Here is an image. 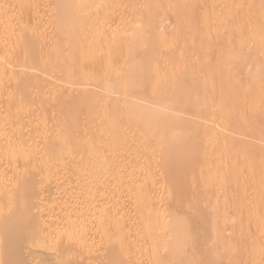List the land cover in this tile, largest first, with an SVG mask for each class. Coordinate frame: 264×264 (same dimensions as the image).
I'll list each match as a JSON object with an SVG mask.
<instances>
[{"label": "bare ground", "instance_id": "bare-ground-1", "mask_svg": "<svg viewBox=\"0 0 264 264\" xmlns=\"http://www.w3.org/2000/svg\"><path fill=\"white\" fill-rule=\"evenodd\" d=\"M54 1L56 2L55 9L58 13L54 23V27L57 32V36H56L57 38L56 40H53L55 41L54 46L50 47L49 46L50 43L47 44L48 42L47 43H45L46 41L43 42L45 39L47 40L48 37L45 38L41 36L40 38V36L39 37L35 36L36 32L40 28L39 25L43 23L42 19L44 18L43 17L44 14H41L44 12L41 11L39 8L41 0H0V161H1L0 166H2L3 169L4 168L11 169L12 173L15 171L12 174L13 175L12 178L10 176L11 179L9 178L10 179L9 180L7 179L8 177L6 176L7 173H5V171L0 168V264H171V261L174 262L177 260L178 262L176 263L178 264H186L188 261L185 258L181 259V256L183 254L185 255L190 254L189 253L190 251L188 252V249L186 248V246H188L189 244H191L192 247L195 250H197L200 245L205 244L203 243V240L208 241L209 239H211L213 241H218V240L221 241L220 243H222V245L224 246L226 243L225 240H227V234L229 233L228 232L229 228L228 226H226L227 228L219 227L221 224V223L219 224L220 216L218 217L217 216L218 214H215L216 211L213 212L214 214L212 215V218L207 217L204 213H200V217L198 216L199 220L198 217L194 216V218L191 221L190 220L188 221L184 219V216L182 214V212L184 211L182 212L180 211L182 207L172 206L173 202H171L172 199L171 193L175 190V188L180 186L179 185L180 182L183 183V181H185L184 180L186 174L185 169L191 168V171H193V174H195V178L198 179L200 178L202 180V183H207L208 186H210V189H207L204 192H200V193L198 192V199L201 200V202L203 200L204 201L206 200L205 201L206 203L207 201L211 200L212 203L211 211H213L217 203H220L221 201L224 203L225 207H228V213L230 215H235L236 213L238 214L239 210L244 209L242 205H240L238 202L241 201V198L242 197L244 198L248 193H244L246 194L244 196L243 194H240L239 197L237 195H234V193H237L239 190L238 188L240 185H238L237 188V184L239 180L237 178L235 180L232 179L234 182L228 181L229 178L231 177L230 171L232 170V168H230L229 165L234 161L236 157H239L242 160V156L249 155L250 154L249 151L251 152L252 149L247 144H244V142L237 140L236 138H233L228 134L230 132L233 131L237 132L239 130L238 128H235L232 121L233 119L232 116L235 113L234 111L237 104L242 101V100L239 101V99L235 98L236 94L233 93L234 92L233 91L234 82L232 81L233 78L230 76L232 79H230L226 88H223L222 86H220V84L219 85H215V83L205 84L204 82V84L207 87L205 89L209 88L210 91L206 99H204V97L202 96V100L201 99L199 100L198 98V96L200 95L199 94L197 96L194 95L195 97H197L196 101H194L190 98L192 94L188 96L183 93L184 95L183 100L181 101H179V99L174 100L176 101L178 106L179 104L183 105L185 109L190 106L193 108V111L195 112L199 110V113H200V107L202 106L203 103L208 104L209 102V104H211L217 100L221 101V105H223L222 102L226 103V105H228L229 107L227 111L223 114V117L230 118L228 119V122L231 121L232 124H230L231 126L228 124H227L228 126L225 125V128L224 129L222 128L221 131L218 130L215 131L214 129H212V126L208 124H202L197 121L196 122L191 121L192 119L186 120L184 118H180V117L178 118L177 117L178 115L175 116V114L176 113L183 114L184 109H180L176 105H174L175 107H173L172 102L170 100H166L161 97H156L157 95L153 96L150 99L145 98L146 100L145 99L141 100V98L136 99V97L132 98L134 97L132 96L131 98L134 100L131 101H128L130 99H126V98H124L126 100L119 99L120 96L121 97L123 96L120 95L118 98L119 100L117 98H114L116 99V104L115 102L113 104L111 102L112 98H110L111 96H108V94H112L110 92L115 91V88L117 89L119 88V86L121 87V85H119L118 87H114L113 85L114 83H112V81L110 82L111 79L105 82L103 85V78L108 79L106 74L108 75L110 71L112 72L114 70H118L119 68H121L123 66L122 58L123 56H125V52L128 50L126 54H129L135 48L134 46L138 44V46H136L137 48L140 46V44L142 45V43L145 41L144 39H146L147 41V39L149 38L147 43L149 45L148 60H150L148 61L149 63H146L147 62L146 61L145 64L148 65L150 64V62L153 61L152 59H154V56H156V53L158 51L157 46L163 39L160 37V34H158L159 31L157 25L154 24V22H152L153 17L151 16L152 18L150 17L148 19L150 23H148L147 26H143V27L141 26V28H139L137 25L135 26V24H137L138 21H130L135 17L131 14H128V12H126L127 14H124V12L121 14L116 13V15L109 13L110 12L109 10L111 9L110 7L111 2L109 0H54ZM242 1L238 0V2L241 3L244 8V4L242 3ZM249 1H251V4L253 3V6L257 2L256 4L258 6L257 5L255 6H257V8L261 7L259 5L260 0L259 1L255 0L256 2L254 0H249ZM261 2L262 4L264 3L263 0H261ZM239 3L237 4L234 3L232 6V10L231 11L229 10L230 14L232 12L238 13V15L236 14L235 16L236 18L234 16H227L225 19L223 18L222 20H224V22L222 27L220 26L216 30L213 40H211V43L207 45L212 46L214 48L215 53L218 54L219 58L216 61V63L218 64L222 65L225 63V61L238 60L241 59V57L243 56L245 57L244 64H248L247 65L248 68H249V64L251 65L254 64L258 67V64L256 63L257 53L256 54L253 53L254 49L248 46L249 43H247L248 42L247 40L250 39H251L250 41L253 42L252 39H254V37L252 35L251 37L247 36L246 33L245 36L247 37L245 39V37L242 36L244 34L243 33L244 30L241 27L243 26H237L239 24L236 23V21L238 20L237 17L239 18L241 15L240 12L241 13L244 12V11L242 12L243 10L241 8L242 5H240ZM42 4L43 3H41V5ZM137 7H139V5ZM94 9L98 11V14L97 12H95L94 14H90L88 12ZM86 13H88L87 15L90 18L84 16L86 15ZM242 16H244V14ZM244 17H240V18L243 19ZM84 18H88L85 19L87 20L86 22L83 20ZM245 22H247V20ZM263 25L264 24H262V26ZM262 30H264V27L261 29V33L263 32ZM81 33L83 35H81ZM129 33L131 34L133 33V35L130 37ZM205 34L207 35V33ZM87 35L89 36L88 39L80 42L81 38H86ZM128 35L129 38H127ZM255 35H257L256 37H258L259 34L256 33ZM234 36L236 37L238 36L240 41L237 43V45H235V47L233 46V48L227 47L225 44H227L230 41V38ZM200 37L201 36H199V39ZM242 38L244 39L243 41ZM258 38H255L254 40H259ZM46 44L48 45V47ZM27 46L29 48H26ZM250 48H252V50ZM27 49L31 50L32 52L30 51L29 54ZM80 49L83 52L82 53L83 57H81L83 61V65L82 67H80V72H79L80 74L78 72L75 73L74 71H72L73 68L72 69L68 68L69 70L66 69L68 71L67 74V78L69 77L68 79L70 78L72 79V77H74L75 74L80 75V78L78 77V79L76 78L77 80L75 79L76 80V82L74 83L75 85L72 83V81L74 80H71V82L69 80L70 84L72 83L71 86L74 88L73 91L66 90L64 92H60L61 94L58 93V95L60 94L59 97H57L58 95L57 96L54 95L53 97L58 98V101L56 100L57 102H59L58 106L56 107L53 106V108L50 107L52 109V113L50 114V116L48 115L47 117L44 118L42 117V119L44 120L47 119L49 123L52 120L51 126H55L53 125V123H55L56 120L61 122V123L58 122V125L62 128V130L59 129V131L56 130L53 132L52 130L50 131L51 129L49 126L50 124L49 125L40 124V127L37 126L38 131L37 129L36 131L40 133L39 137H41L43 143H41L40 140L38 141L39 138L38 139L35 138L33 142L31 141L32 143L28 144L25 141L27 139V138L25 139L26 133L24 134V132L21 131L22 130L21 128H20L21 130L16 129L17 126L16 127L13 126L14 128L11 129L9 128L11 123H15L13 122V120L18 118L19 110L22 111V107L24 108L23 102L25 101L22 100L23 102H21V99L19 102L16 101V103L14 101V99L17 100V97L15 96L17 94L20 95L19 91H17L16 88L21 86L22 87L24 86V88H26L27 86L28 87L29 86L35 87L36 85L40 86L42 84L41 82H44V80L42 81L40 79H35L36 76L34 77V79L30 77L31 74L28 75L27 72L25 73L23 71V69L26 70L28 69L24 64L26 63L30 65V68H32V70L34 69L38 70L44 67L47 68L51 66V64L53 65L52 61L46 60L48 59V57L45 59L46 57L45 55H44L45 57L43 55L40 56L42 52L38 56V53H36L37 50L43 51L44 54H46L47 50L49 51L54 50L57 52V57L58 56L60 57V55H63L65 53H66L65 56L67 54L69 55L70 53L73 54V52L78 53L76 50L81 51ZM224 55L227 56V59L223 58ZM134 62L133 65L130 64V66H132V70H130L132 71L131 72L132 76L128 74L129 79L125 80V81H129L128 83L130 86L124 85V87H127V89L129 90H134L136 88L135 76L137 75L138 72L141 71V68L143 67V65L141 64L142 61L140 62L139 60ZM263 65L264 64L260 66ZM147 70L148 69H146L145 71ZM29 71H31V69H29ZM248 71H250V69ZM55 73L57 74V72ZM62 73L65 72L63 71ZM127 73H129V71H127ZM239 73L242 74L241 72ZM63 77H66V74L65 76H62V78ZM230 77L228 76V79ZM41 78L43 77L41 76ZM52 81H56V80L53 79ZM210 81H213V79ZM214 81L217 82V80ZM93 82H97V83L102 82L99 83L101 85H97L98 86L97 88H99L100 91L92 92L90 90V87L91 88L94 87L95 83ZM73 85L76 86V88ZM119 90L120 89H118L117 94L120 92ZM16 91L18 92L17 94H15ZM24 92H22L21 95ZM129 92L131 94V91ZM129 92L127 93L129 94ZM124 93H126V91ZM10 94H12L13 96ZM41 94L42 93H40V95ZM46 95L44 99L47 97ZM126 95L127 94H125L124 96L126 97ZM171 95H173V93ZM249 95H251V93L247 94V96H245L244 98H249ZM31 96L32 95H30V98ZM9 97L11 98L9 99ZM12 97H14V99ZM33 98H35V96L34 97L32 96L31 100H33ZM127 98L129 97L127 96ZM10 100H12L11 102L13 104L9 103ZM108 100L109 102H111L110 103L111 105L107 103ZM52 101L56 103L54 99ZM48 103L49 104L51 103L49 102V99H48ZM9 104H11L12 106H10V108L8 107L6 111H3L5 110L4 108H7ZM258 104L256 106H258ZM51 109H49L48 107L49 111L48 110L46 111L50 112ZM96 109L99 110L100 112H102L101 110L103 111L109 110V112H111L112 110V113L110 114L108 112L110 116H107L106 115L107 112L105 111L106 112L105 115L107 117L103 116L101 118L100 116V118L97 119L94 117L96 116L95 114ZM211 109L212 108H210L207 111V113L210 116V119L215 117V113L211 111ZM29 111L31 112V110ZM81 112H83L87 117L89 118L93 117L95 119H88V121L85 120L83 122H80L78 121L81 120L80 118L77 119L78 121L77 122L75 118H72L73 116L76 115L78 116L79 115L78 113L81 114ZM121 112L123 114H121ZM83 113L82 115H84ZM40 114L42 116V113ZM85 115L83 117V120L85 118ZM36 116L37 115H35V117ZM38 118L40 119L41 117L39 116L37 117V119ZM70 118H72L73 123L69 125L70 122L68 123L65 121L69 120ZM227 118H223V119L226 120ZM74 120L75 122H77L76 129L74 128L76 127L74 126L75 124ZM34 121L35 123H37L36 118ZM226 122L227 121H225L224 124ZM62 123L64 124L66 123L65 128L62 127L63 126ZM210 124H214V123L211 122ZM19 125L18 127H20ZM123 125L125 126V128L126 127L128 128L130 126L131 128H134L136 131L134 130L132 131L134 134L131 133L128 135L127 133H125L126 131L122 132L121 129H123ZM25 129L27 130V128ZM39 129L41 131H39ZM29 131L31 130L29 129ZM108 134L111 135L109 136ZM130 136L133 139H131ZM198 137L206 138L204 147L201 149L202 151L205 152V154L201 158L200 157L197 158V156H195L194 152L196 153V150L192 146L193 143L192 141L194 139L197 140ZM136 138L138 141L134 142V139ZM80 150H83L84 153L82 154L86 155L87 157V158H83L84 162L83 161L79 162L81 163L82 166L81 170L85 169L84 175L82 174L84 180L81 178L82 181H80L81 184L78 187L79 189L76 190V193H74L75 192L74 191L73 192L74 194L72 196L71 194L70 197L68 198L66 196L64 197L63 194H61L63 197L54 196L55 197L53 198V200H55V203H53L54 207L52 206L53 210L51 209L49 211L46 208V206L42 205L40 201V197L42 196L41 194L43 193L44 190V189L42 190V188H39V183L37 181L39 180L38 175L40 174V172L32 173V170L30 169L27 170L26 168L24 169V171L26 170L27 173H24L23 175L24 171L22 172V167L23 166L33 167V165H35L34 157H32L33 153H36V155L37 154L43 155V161L37 163L36 165L38 164L41 165L40 163H42L43 167L44 166L49 167V165L50 166L54 164H55L54 166L59 165L58 164L59 161H61L60 163H63L65 161L63 158L66 155L69 156L68 154ZM110 150L113 152L110 153V155H108L109 153H105L106 151L109 152ZM152 151L158 152L156 157L151 154ZM253 152L254 151L252 149V153ZM149 154H151L152 156H150ZM240 155L242 156L240 157ZM244 156L243 158H245ZM262 156L257 155L258 158ZM143 157H147V161L145 159H144L145 161H142ZM255 157L252 156L251 158H249L248 161L247 159H245L244 162L245 163L247 162L246 164H248L249 162L248 167L253 166L256 170L257 169L259 170L262 167L261 165L264 164V158L258 159L257 157L256 158ZM212 158L224 162L223 166H221L220 169L217 167L218 168L217 170L216 169L213 170V168L208 166ZM62 160L64 161L62 162ZM214 162H216V160ZM241 164L242 165L244 164L243 160L240 163L239 169L238 170L235 169L238 171L237 173H239L240 170H242L240 169ZM36 165L34 166L33 169L36 170L37 168V170H40L42 166H40L38 169L39 165L38 166ZM215 165L216 163H214V167ZM220 165L222 164H219V166ZM19 166H21L20 172H18L20 168ZM243 166L245 170L248 169L247 165L244 164ZM245 166L247 168H245ZM251 169L252 168H250V170ZM43 170L45 173L43 172ZM43 170L42 173L46 174L47 171L45 170V168ZM218 170L221 171L223 176L221 177L217 176V173H219ZM28 171L31 172L28 173ZM134 172L136 173L140 172L139 175H136L139 177L134 178L135 175L132 176ZM255 172H256L255 174H257V171ZM252 173L254 174V172ZM239 174L241 175V173ZM250 175L254 176L251 174V172ZM159 176L164 177L166 180V184L165 185L163 184L162 187H159L158 185L155 184V181ZM255 181L254 183L256 184L257 181L256 182ZM261 181L263 182L262 179ZM64 182H65V178H64ZM216 182H222L223 185L221 184L222 185L221 187L215 188L214 183ZM254 183L252 182V184L250 183V185H253ZM246 184L247 183L245 184L243 183L244 186ZM243 192H245V190ZM254 192L257 193V190L253 191V193ZM205 194H207L208 197L206 196V198H203ZM262 194H264V191L261 192V194H257V197H260ZM184 195L188 196V194L186 193ZM182 197H178V198L181 199ZM184 198H186V196L183 197L182 200ZM255 200L256 198L254 199V201ZM255 203L258 204L257 201H255ZM229 207H231V209H229ZM184 208L187 209V211L189 212L191 210L197 211L200 209V207L197 205H195V207L194 205L193 207L184 206ZM245 211L247 212L248 210ZM245 211L240 212V214L245 213ZM249 211L251 213V210ZM260 211L262 210L260 209ZM186 215H188V213H186ZM224 215L226 217V213ZM244 218L242 217V219ZM224 224L226 225L227 222L225 221ZM247 224H249L248 221ZM239 229H243V227ZM202 230H204V233H201ZM240 233L242 234L241 231ZM253 250L255 252V249ZM253 250H252V255H253ZM223 251H221L220 255H222ZM256 251L258 250L256 249ZM216 252H218L217 249ZM252 255L250 256L252 257ZM263 257L264 255L262 256V258ZM247 258H249L248 255ZM262 260L260 262H262Z\"/></svg>", "mask_w": 264, "mask_h": 264}, {"label": "rangeland", "instance_id": "rangeland-1", "mask_svg": "<svg viewBox=\"0 0 264 264\" xmlns=\"http://www.w3.org/2000/svg\"><path fill=\"white\" fill-rule=\"evenodd\" d=\"M109 1L111 2V6H110L111 9L109 8L110 9L109 10L110 11L109 13H112L113 15H116V13L121 14V13L124 12V14H127L126 12H128V14H131V15H133L135 17L134 19H131L130 21H138V23L135 24V26L137 25L139 28H141V26L142 27L143 26H147V24L150 23V21L148 19L152 16L153 17L152 22H154V24L157 25V28H158V31H159L158 34H160V37L163 38L161 42L164 41L163 43L160 42L158 44V46H159V47L157 46L158 51L156 53V56H154V59H152L153 61L150 62V64H148V65L145 64L146 61H147L146 63H149L148 61H150V60H148V54H149L148 53V49H149L148 47H149V45L147 43V41L149 39L148 38L147 41H146V39H144L145 41L142 43V45L140 44V46L137 47V48H136V46H138V44L137 45L135 44L136 45V46H134L135 48L133 49V51L129 50V51H131L129 54H126L127 51H128L127 50L125 52V56L122 55L123 58H124V60L122 58V62H123L122 64H123V66L121 68H119L118 70H114L112 72L110 71L109 73H111V74H109V73H108V75L106 74V76H107L108 79L103 78V85H104L105 82H107L110 79H111L110 82L112 81V83H114L113 84L114 87H118L119 85H121V87L119 86V88H117V89L115 88V91L116 92L113 91V92H110L112 94H108V96H111L110 98H112V100H114V101H112L110 99L113 104H114V102L116 104V99H114V98H117L118 99L120 95H123V96L122 97L120 96L119 99H121V100L130 99L128 101L134 100L132 98H135V97H136V99H138V98L140 99L141 98V100L142 99L144 100L145 98L150 99L153 96H156L157 95L156 97H161V98H164L166 100H170L172 102V106L173 107H175L174 105H176L178 108L184 109V113L183 114H179V113H176L175 114L174 113L175 116L178 115L177 116L178 118L180 117V118H184L186 120H191L192 119L191 121H194V122L197 121L199 123L208 124V125L212 126V129H214L215 131H217V130L218 131H221L222 128L223 129L225 128V125L228 126V125L232 124L230 120H229L230 122H228V119H230V118L223 117V114L227 111V109L229 107L228 105H226V103L222 102L224 106L221 105V101L220 100H217L219 102V104H218L217 101H215L214 103H211L210 102L211 104H209V102H208V104L207 103H203L202 106L200 107V113H199V110L195 112V111H193V108L190 107V106L187 107L186 109L183 107V105H180L179 104V106H178V104L174 100H178V99H179V101L183 100L184 99L183 93L186 94V95H188V96H190L192 94L190 98L192 100H194V101H196V99H197V97H195V96H197L199 94H200L198 96L199 100L200 99L202 100V96L204 97V99H206L208 97L209 92H210L209 91V88L208 89H205V88H207L206 85H205L206 83L207 84L215 83V85H219L220 84V86H222L223 88H226L228 82L230 81V79L233 78L232 79V81L234 82L233 83V89H234L233 90L234 91L233 93L236 94L235 98L239 99V101H241V100L242 101L237 104V106L235 108V111H234L235 113L232 116L233 117V119H232L233 124H234L235 128H238L239 130L237 129L238 130L237 132L233 131V132H230L228 134L231 137L236 138L237 140H240V141L244 142V144H247L250 148L253 149V151H254L253 153H252V149H251V152L249 151L250 154L247 155L248 158H247V156H244V155L243 156L245 158H243V156L240 155V157L242 156L243 163L245 165H247V167H248L249 162H248V164H246L247 162L246 163L244 162L245 159H247V161H248L249 158H251L252 156L253 157H255V156L257 157V155L258 156L264 155V103H263L264 102V100H263L264 99V65L263 66H260V65L264 64V40H263L264 39V30H262L263 32L261 33V29L264 27V25L262 26V24H264L263 23V20H264L263 19L264 18V10H263L264 9V6H263V4L264 3L262 4L261 0L260 1L259 0H256V1H259L260 2L259 5L261 7H258V8H257L258 5L256 4L257 2L255 0L254 1L256 3L254 4V6H253V3L251 4V1H249V0H243V1L240 0L244 4V8H243V5L238 2V0H233V1L232 0H217V2H216V0L215 1L214 0H167L168 2L166 0H160V1L159 0H113V1L112 0H109ZM223 1H224V3H223ZM254 1H252V2H254ZM263 2H264V0H263ZM41 3H43V4L41 5ZM41 3L39 5V8H40L41 11L44 12V13H41L40 12L41 14H44V16H43L44 17L43 18L44 21L42 19V22L43 23L41 25H39V27H40L39 29L40 30L38 29L39 32L37 31L35 36H38V37L40 36V38H41V36L42 37H45V38L48 37L47 40L45 39L43 42L46 41L45 43L48 42L47 44L50 43L51 45L49 44V46L50 47L51 46L53 47L54 46V43H55V41H53V40H56V38H57L56 37L57 36V32H56L55 27H54L55 19H56L57 14H58L57 11H56V9H55L56 8V2L54 0H48V1L47 0H43V1L41 0ZM234 3H236V4L239 3L240 5H242V7L241 6L240 7L243 9L242 12L244 11L243 13L240 12L241 15L240 14L239 15H240V17H244V16L245 17L243 19H241L240 17L239 18L237 17L238 20L236 21V23L239 24V25L235 24L237 26H243L241 28L245 32L243 31L244 34L242 36H244L245 39H246L247 36H250L251 37V35L254 37V39L259 37L258 38L259 40L252 39L254 43L252 41H250L251 39L250 40H247L248 41L247 43H249V45L246 44V45H248V46H250V47H252L254 49L253 50V53H255V54L257 53L256 54V56H257L256 63L258 64V67L256 65H254V64H252V65L249 64V68H248V66H247L248 64H244V62H245V59L244 58L245 57H243V56L241 57V59H238V60L225 61V63L222 64V65L221 64H218V63H216L217 59L219 58L218 57V54L215 53L214 48L212 46L207 45V44H210L211 43V40H213V37H214V34H215L216 30L220 26L222 27L223 22H224V20H222L223 18L225 19L227 16H234L235 17L236 14L238 15V13H233V12L231 14L229 13L232 10V6H233ZM138 5H139V7H137ZM255 5H257V6H255ZM44 8H46V9H44ZM158 9H159V11H158ZM218 9H219V11H218ZM203 10L206 11V12H204ZM224 10H225V12H224ZM259 10H260V12H259ZM88 12L90 14H94L95 12H97V14H98V11H96L95 9L94 10H91V11H88ZM53 14H55V15H53ZM87 14L88 13H86V15H84V16L89 17ZM202 14H203V16H202ZM233 14H235V15H233ZM243 14H244V16H242ZM234 17H232V18H234ZM85 19H88V18H84L83 19L86 22L87 20H85ZM220 20H221V22H220ZM234 20H236V19H234ZM246 20H247V22H245ZM218 22H220V23H218ZM205 23H207V24H205ZM248 30L250 31V33H253V34H250ZM257 30H259V31H257ZM246 31H248V32H246ZM212 32H214V33H212ZM82 33H84V32H82ZM82 33H81V35H83ZM205 33H207V35ZM246 33H247V36H245ZM256 33L259 34L260 36L258 35V37H256L257 36V35H255ZM203 34H205V35H203ZM129 35L131 37L133 35V33L132 34L129 33ZM129 35H128L127 38H129ZM162 35L164 37H166V38H164ZM199 36H201L200 39H199ZM88 37L89 36L87 35L86 38H81V41L80 42L87 40ZM171 37H172V39H171ZM184 38H185V40H184ZM243 40L244 39L242 38V41ZM168 41H171V42H168ZM239 41H240V39L238 38V36L237 37L234 36V37L230 38V41L227 44H225V45L227 47H232L233 48V46L235 47V45H237V43ZM258 41H260V42H258ZM261 41H263V42H261ZM199 42H200V44H199ZM207 42H209V43H207ZM245 43H246V40H245ZM251 43H252V45H251ZM259 43H261V44H259ZM80 45H81V43H80ZM47 47H48V45H47ZM26 48H29V47L27 46ZM252 48H250V49L252 50ZM27 50H28V52L30 54V51L31 50H29V49H27ZM210 50H212L213 52L210 51ZM37 51H36V53H38V56L42 52L40 56H42V55L44 56L45 55L46 56V57L44 56L45 59L48 57V59H46V60L52 61L53 62V65L51 64L52 67L49 66L47 68H45V67L44 68H41L43 70L42 71L41 69H38V70L37 69H34V70H32V68H30V65H28L26 63L24 64L26 66V68H28V69L27 70L26 69H23V71L25 73L27 72L28 75L31 74L30 77H32L33 79L36 76L35 79H40L42 81L44 80V82H41L42 83L41 85L43 87L41 85L40 86L39 85H36L37 87L36 86L35 87L34 86H29L30 87L29 88L27 86L26 88H24V86L23 87L21 86V87L16 88V90L19 91L20 95H18L17 94L18 92L16 91L15 94H17L18 96L16 95L15 97H17V100L14 99V97H12V98L14 99L15 103H16V101L19 102L20 99H21V102H23V101L26 102V105H25V102H23L24 103V108L22 107V111H24L25 113L22 112L21 110H19V116H18V118H16L15 120H13V122H15V123H11L10 124V127H9L11 129V128H14L16 126L18 127V125L20 124L19 125L20 127H18V128L16 127V129H18V130H21L22 129L21 131L24 132V134L26 133L25 139L27 138L29 140L26 139L25 141L28 144L32 143L33 140H35V138H37V139L39 138L38 141L40 140V142L43 143L41 137H39L40 133L37 132L38 131L37 126L40 127V124L41 125H45V124L49 125L50 124L49 125L50 128H51L50 131L52 130L53 132L56 131V130L59 131V129L62 130V128L58 125V122L59 121L56 120L57 122L55 121V123H53V125H55V126H51L52 120L49 123L47 119H45L46 120L45 121L44 119H42V117L44 118V117H47L48 115L50 116V114L52 113V109L51 108H53V106L54 107L58 106L59 102H57L58 101V98L57 97H59V95L61 94L60 92H64L66 90L67 91L68 90L69 91H73L74 88L71 85H72V83L74 84L76 82V80L78 79V77L80 78V75H79L80 74L79 73L80 72V67H82V65H83V61H82V58H81V57H83L82 50L81 51L76 50L78 53H76V52H73V54L70 53L69 54L70 56L68 54H67L68 56L67 55L65 56V54H66L65 53L63 55H60V57L59 56L57 57V52L54 51V50H51V51L47 50L46 51V54H44L43 51H41V50H37ZM248 51H250V50H248ZM209 53H210V55H209ZM53 57H54V59H53ZM223 58L224 59H227V56L224 55ZM139 60H140V62L142 61L141 64L143 65V67L141 68V71L140 72H138V73L136 72L137 75L135 74L136 75L135 77H136V88L137 89L135 88L134 90H129V89H127V87H124V85L125 86H130L129 83H128L129 81H125V80H128L129 79V75L132 74L131 73L132 71H130V70H132V66H130V64L133 65L135 63L134 61H139ZM46 62H48V61H46ZM128 63H129V66H128ZM211 63H212V65H211ZM239 63H241V64H239ZM141 64H140V67H141ZM53 66H54V68H53ZM148 66H150V67H148ZM244 66H245V68H244ZM251 66H252V68L255 67V66L256 67L252 69ZM144 67H145V69H144ZM68 68L69 69H72L73 68L74 70L72 69V71H74L75 73L78 72L79 74H75V76L72 77V79L71 78L68 79L69 78V77L67 78L68 71L66 70ZM216 68H218V69H216ZM29 69H31V71H29ZM142 69H144V70H142ZM146 69H148V70L145 71ZM244 69L245 70L247 69L246 72H245ZM249 69H250L251 72L248 71ZM62 70L65 73H62L63 72ZM81 71H82V69H81ZM127 71H129V73H127ZM230 71H232V72H230ZM41 72H42V74H41ZM48 72H49V74H48ZM55 72H57V74ZM239 72H241L242 74H240ZM45 73H47V74H45ZM65 74H66V77H63L62 78V76H65ZM212 74L213 75L215 74L214 77H213ZM38 76H39V78H38ZM41 76L43 78H41ZM228 76L229 77L231 76L232 78L230 77L228 79ZM244 76H246V77H244ZM114 77H115V79H114ZM250 77H252V78H250ZM53 79L56 80L58 83L56 81H52ZM212 79H213V81H210ZM246 79H247V81H246ZM259 79H261V80H259ZM69 80H70V82H71V80H74V81H72V83L70 84ZM214 80H217V82L214 81ZM208 81H209V83H208ZM204 82H205V84H204ZM43 83H45V84H43ZM93 83L96 84L97 82H93ZM99 83H102V82H98L96 84V86L94 84V87L93 86H92L93 88L90 87V90L92 92L93 91H95V92L100 91L99 88H97L98 87L97 85H101ZM241 83H242V85H241ZM244 83H245V85H244ZM56 85H58V86H56ZM69 87H71V88H69ZM74 87L76 88V86H74ZM22 88H23V90L25 92L22 90ZM122 88H125V89H122ZM118 89H120L119 90L120 92L117 94ZM125 91H126V93H124ZM129 91H131V94H130ZM204 91H207V92H204ZM22 92H24L22 94L23 96L21 95ZM45 92L47 93V95H46ZM127 92H129V94ZM40 93H42V94L40 95ZM58 93H60V94L58 95ZM172 93H173V95H171ZM249 93H251V95H249V98H244ZM125 94H127L126 97L124 96ZM10 95H12V94H10ZM30 95H32L33 97L35 96V98H33V100H31L32 99V96L30 98ZM45 95L48 97V98L47 97L45 98L46 100L44 99ZM54 95L55 96L58 95V96L57 97H53ZM26 96H28V97H26ZM36 96H38V97H36ZM127 96L129 98H127ZM132 96H134V97H132ZM147 96H149V97H147ZM240 96H242V97H240ZM10 98L11 97H9V99ZM124 98H126V99H124ZM48 99H49V102H51L50 104L48 103ZM53 99L55 100L56 103H54L52 101ZM172 99H173V101H172ZM246 99H248V100H246ZM44 100L47 101V102H45ZM11 101L12 100H10L9 103L13 104ZM111 102H109V100L107 101L108 104H110ZM11 104H9L7 106V108H4L5 110H3V111H6L8 109V107L10 108V106H12ZM257 104H258V106H256ZM211 105H212V107H211ZM27 106H28V108H27ZM48 107H49V109H51L50 112H47L46 111V110H48ZM210 108H212L211 111H213L215 113V117H213L211 119H210L209 114L207 113V111ZM29 110H31V112ZM247 110H248V112H247ZM26 111H27V114H26ZM101 111L102 112H100L99 110L96 109V111H95L96 113L95 114H96L97 117L96 116H94V117L97 118V119H99L100 116H101V118L103 116L107 117V116H110L109 113L110 114L112 113V110H111V112H109V110H107V111L106 110H104V111L101 110ZM105 111L107 112V114H106ZM249 111H251V112H249ZM20 112H21V115H20ZM97 112H99V113H97ZM202 112H203V114H202ZM40 113H42V116H41ZM44 113H46V114H44ZM82 113L83 112H81V114L78 113L79 114L78 116L76 115L78 118L76 116H73L72 118H75L76 121H77V119H80L81 118V120H78L80 122H83L85 120L88 121V119H95L93 117L89 118V117H87L83 113L85 115V118H87V119L84 118V120H83L84 115H82ZM121 114H123V113L121 112ZM35 115H37V116L35 117ZM39 116L41 118L40 119L39 118L37 119V117H39ZM35 118L37 120L36 121L37 123H35V121H34ZM72 118H70L69 120H66L65 122H68V123L70 122L69 125L72 124L73 123ZM223 118H227V119L225 120ZM194 119H197V120H194ZM40 120L41 121L43 120V121L41 122ZM75 120H74V123H75L74 126H76V124L78 122V121L75 122ZM225 121H227V122L224 124ZM211 122H213L214 124H210ZM242 122H244L246 124H244ZM31 123L34 124V125H32ZM59 123H61V122H59ZM62 124H63L62 127L65 128L66 123L65 124L62 123ZM222 124H224V125H222ZM25 125H27L28 127L25 126ZM23 127L27 128V130L25 128H23ZM121 127H122V125H121ZM129 127L128 128L127 127L125 128V126L123 125V129L124 130L121 129L122 132L123 131H126L125 133H127L128 135L131 134V133H133L132 131H134L135 129L134 128H131V127L129 128ZM74 128L76 129L77 126L74 127ZM29 129L31 131H29ZM36 129H37V131H36ZM39 131H41V130L39 129ZM108 135L110 136L111 134H108ZM130 138H131V136H130ZM198 138H197V140L194 139L192 141L193 142L192 143V146L196 150V153L194 152L195 156H197V158H199V157L201 158L205 154V152L202 151L201 149L204 147L206 138L205 137H201L199 139ZM131 139H133V138H131ZM135 141H138L137 138L134 139V142ZM140 141H142V140H140ZM190 146H191V143H190ZM77 152L80 153L81 155L78 154ZM75 153H76V155H75ZM82 153H84L83 150L74 151V152L68 154L69 156L66 155L63 158L65 160V161L62 160V162L64 161L63 163H60L61 161H59L58 162L59 165L54 166L55 165L54 164V165H51V166L49 165V167H46V166L43 167L42 166V163H40L41 165L38 164L39 166L36 165L37 163L43 161V155H41V154H37L36 155V153H33L32 154L33 155L32 157H34L35 165L38 166V169H39L40 166H42L41 169H40L41 171L40 170H37L36 167H35L36 170L33 169L35 165H33V167H30V166H28V167L27 166L26 167L23 166L22 167V172L26 168H27V170H29V169L32 170V173H39L40 172V174L38 175V179L39 180H37V181L39 183V188H42V190L44 189L43 190V193L41 194L42 196L40 197V201H41L42 205L43 206H46V208L49 211L51 209L53 210V207H54L53 203H55V200H53V198H55L57 196L58 197H61L62 196L61 194H63L64 197L66 196L68 198V197H70V194L72 196L74 193H76V190L79 189L78 187L81 184L80 183V181H82L81 178L82 179L84 178L83 175H84V170H85V169L84 170H81L82 169L81 168L82 166H81V163H79V162L80 161H83V158H87L86 155H84ZM105 153H109L108 155H110V153H113V152L110 150L109 152L106 151ZM157 153L158 152H155V151H152L151 152V154L153 156H155V157L157 156ZM151 154H149V155L152 156ZM79 158H80V160H79ZM214 158H217V157H214ZM214 158H212L210 160L208 166H210L211 168H213V170L214 169L217 170L218 168L220 169V167L223 166L224 162H221V161H219L217 159H214ZM263 158H264V156H262V157H260L258 159H263ZM144 159L147 161V157H143L142 158V161H145ZM215 160H216V162H214ZM242 160H241V158L236 157L234 159V161L229 165L230 168H232V170L230 171L231 172V177H230L231 179L229 178L228 181L229 182H234L233 180H235V179L238 178L239 181H238V184H237V188H238V185H240L239 188H238L239 189L238 192L237 193H234V195H237L239 197L240 194H243V196H244V195H246L244 193H248L246 195L248 198L246 196L244 198L242 197L241 198V201L238 202L240 205H242V207L244 209L243 210L242 209L239 210L238 211L239 213L238 214L236 213L237 216H236V214L235 215H230L228 213V207H225L224 206V203L222 201L220 202L221 204L220 203H217L215 209L213 211H211L212 210L211 200L210 201H207V203H208L207 204L205 202L206 200L205 201L203 200L201 202V200L198 199V192L199 193L200 192H204L207 189H210V186H208L207 183H202V180L200 178L199 179L198 178H195V174H193V171H191V168H186L185 169L186 170V174H187V175L185 174V179H184L185 181H183V183L180 182V184H179L180 186L177 185L179 187L175 188V190L171 193V196H172V199H173V200L171 199V202H173V204L172 203L171 204H172V206L182 207L181 209L180 208L179 209H180L181 212L184 211V212H182V214L184 216V219H186L188 221L189 220L191 221L194 218V216H196V217L199 216L200 217V213H204L207 217L212 218V215L214 214L213 212L216 211L215 214H218L217 215L218 217L220 216L219 217V224L220 223L222 224V225L220 224L219 227L220 228H223V227L228 226V228H229V230H228L229 233L227 232L229 235L226 233L227 234V240H225V242H226L225 245L226 246L225 245L223 246L222 243H220L221 241H219V240L218 241H213L211 239H209L208 241L207 240H205V241L203 240V243H205V244L204 245H200L201 247L199 246V248L197 250H195L192 247L191 244L188 245L189 247L186 246V248L188 249V252L190 251L189 252L190 254L189 255L188 254L187 255L183 254L181 256V259L185 258L188 261L186 264H228V262H229V264H257V263L258 264L259 263L260 264H263L264 263V257L262 258V256L264 255V250H263V248H264V245H263L264 244V241H263L264 240V231H262V230H264V214H262V213H264V200H263L264 199L263 198L264 197V194H262L261 196L258 195L260 197H257V194H261V192L264 191V172H263L264 171V168H263L264 167L263 166L264 164L261 165L262 167L260 166L261 167L260 168L261 170L260 169L259 170L258 169L256 170L253 166L252 167H248V169L245 170L244 169V166H243L244 164L243 165L241 164V168L240 169L243 170V173L244 174L242 173V170H240V172H239V173H241V175H240L239 173H237L238 172L237 170L239 169V166H240V163H241ZM255 160H257V159H255ZM154 161H157V160H154ZM213 162L216 163L215 167H214V163ZM262 162H261V164H262ZM0 163H1V161H0ZM64 163H65V166H64ZM219 164H222V165L219 166ZM19 167H20L19 168V171L17 169L18 172L21 171V166H19ZM236 167H238V168H236ZM247 167L245 166V168H247ZM0 168L2 170H4L5 173H7L6 174V176L8 177V178L6 177L7 179H9L10 176L12 178V176H13L12 174L15 171L12 173L11 169H9V168H4L3 169L2 166H0ZM44 168L47 171L46 172L47 175L42 173V170ZM46 168H48V169H46ZM250 168H252V169L250 170ZM235 169H237V170H235ZM6 171H8V172H6ZM232 171H233L234 174L232 173ZM255 171H257V174H255L256 173ZM22 172H21V174H22ZM29 172H31V171H28V173ZM43 172H44V170H43ZM81 172H83V173H81ZM235 172H236V174H235ZM250 172H251L252 175H254V174L255 175L254 176H251L250 175ZM252 172H254V174ZM24 173H27V171L25 170L23 172V175H24ZM137 173L134 172L132 174V176L135 175L134 178L139 177V176H136V175H139L140 172L138 174ZM41 174H43V175H41ZM221 174H222L221 171H219V173H217V176L218 177L219 176L220 177L223 176V174L222 175ZM73 175H74V178H73ZM242 176L245 177V178H243ZM39 177H41V178H39ZM68 177H70V178H68ZM248 177H250V178H248ZM253 177L256 179V181H257L256 184L257 185L254 183L255 179ZM64 178H65V182H64ZM241 178H243V179H241ZM261 179L263 180V182L261 181ZM70 180H71L72 183L70 182ZM252 182L254 184L253 185H250V183L252 184ZM259 182H261V183H259ZM243 183L244 184L247 183V184L244 186ZM155 184L158 185L159 187H162L163 184L164 185L166 184V180H165L164 177L159 176V177H157V179L155 181ZM214 184H215V186H214L215 188H219V187H221L223 185L222 182H216ZM40 185H41V187H40ZM243 188H245V189H243ZM249 188H251V189H249ZM202 189H204V190H202ZM244 190H245V192H243ZM256 190H257V193L256 192L253 193V191H256ZM258 191H260V192H258ZM67 192H69V193H67ZM65 193H67V194H65ZM185 193L188 194L189 197L187 195H184ZM182 196L183 197L186 196V198H184L182 200V198H183ZM206 196H207V194H205L203 198H206ZM178 197H182V198L179 199ZM249 197H251V198H249ZM253 197L256 198L255 201H257L258 204L255 203V201H254L255 198H253ZM258 198H259V200L260 199L261 200L259 201ZM243 203H245V204H243ZM248 203H249V206H248ZM193 205H194V207H195V205L199 206L200 209L197 210V211L191 210L189 212V211H187V209L184 208V206L185 207L186 206L187 207L188 206H192L193 207ZM229 209H231V207H229ZM260 209L262 211H260ZM245 210H248V211L246 212ZM249 210H251V213H250ZM243 211H245V213H243L244 215L243 214H240V212H243ZM186 213H188V215H186ZM190 213H191V215H190ZM225 213H226V217L224 215ZM199 217H198V220H199ZM222 217H223V219H222ZM242 217L243 218L246 217V218H244L245 220L242 219ZM237 219H238V221H237ZM224 220L227 222L226 225L224 224L225 223ZM234 220H235V222H234ZM246 220L249 222V224H247V221ZM250 220H251V222H250ZM239 221H241V222H239ZM237 225H238V227H237ZM261 226H263V227H261ZM242 227H243L244 230L243 229H239V228H242ZM240 231L242 232V234L240 233ZM201 233H204V230H202ZM232 236H233L234 239L232 238ZM228 242H229V244H228ZM238 244H240V245H238ZM220 246L222 247V249L224 251L221 249ZM260 248H261L262 251L260 250ZM216 249H217L218 252H216ZM253 249H255V252L256 253L254 252ZM256 249L258 251H256ZM252 250H253V255H252ZM221 251H223L222 255H220ZM230 251L232 252V254H231ZM259 251H261V252H259ZM249 254L252 255V257ZM216 255H218V256H216ZM247 255H248L249 258H247ZM214 257H216V258H214ZM261 260H262L263 263L260 262ZM174 262L171 261V264L172 263L173 264H178V263H176V262H178V260L177 261H174Z\"/></svg>", "mask_w": 264, "mask_h": 264}]
</instances>
